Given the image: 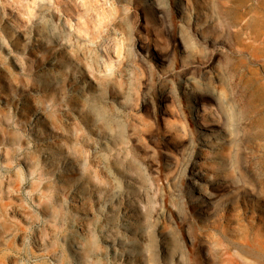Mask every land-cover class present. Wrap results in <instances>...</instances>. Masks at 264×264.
<instances>
[{"label":"rangeland","instance_id":"374dc122","mask_svg":"<svg viewBox=\"0 0 264 264\" xmlns=\"http://www.w3.org/2000/svg\"><path fill=\"white\" fill-rule=\"evenodd\" d=\"M0 264H264V0H0Z\"/></svg>","mask_w":264,"mask_h":264},{"label":"bare ground","instance_id":"6f19581e","mask_svg":"<svg viewBox=\"0 0 264 264\" xmlns=\"http://www.w3.org/2000/svg\"><path fill=\"white\" fill-rule=\"evenodd\" d=\"M196 111V108H194V107H191L190 109H189V112H192V116H196V114H194L193 112H195ZM194 120H195V118H194Z\"/></svg>","mask_w":264,"mask_h":264}]
</instances>
